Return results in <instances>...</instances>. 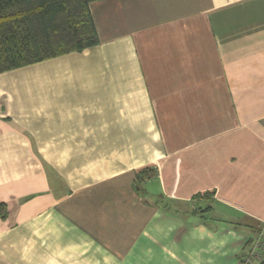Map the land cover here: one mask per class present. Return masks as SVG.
Masks as SVG:
<instances>
[{
	"label": "crops",
	"instance_id": "0c3cea01",
	"mask_svg": "<svg viewBox=\"0 0 264 264\" xmlns=\"http://www.w3.org/2000/svg\"><path fill=\"white\" fill-rule=\"evenodd\" d=\"M88 7L96 44L0 72V264H235L264 228V0Z\"/></svg>",
	"mask_w": 264,
	"mask_h": 264
},
{
	"label": "trees",
	"instance_id": "16d2710c",
	"mask_svg": "<svg viewBox=\"0 0 264 264\" xmlns=\"http://www.w3.org/2000/svg\"><path fill=\"white\" fill-rule=\"evenodd\" d=\"M91 1L0 0V72L96 44Z\"/></svg>",
	"mask_w": 264,
	"mask_h": 264
},
{
	"label": "built area",
	"instance_id": "2783aa9c",
	"mask_svg": "<svg viewBox=\"0 0 264 264\" xmlns=\"http://www.w3.org/2000/svg\"><path fill=\"white\" fill-rule=\"evenodd\" d=\"M262 240L263 239H262V235L261 234H260V236H258L255 239V242L253 243V246H252L253 252L249 255L250 258L253 259V257H255V256L258 257L260 255L261 251L263 250L262 248H263V244H264V241L262 242ZM249 262L250 261L248 259H246L244 262H243V259L240 262H239V259H238L236 264H250Z\"/></svg>",
	"mask_w": 264,
	"mask_h": 264
},
{
	"label": "rangeland",
	"instance_id": "374dc122",
	"mask_svg": "<svg viewBox=\"0 0 264 264\" xmlns=\"http://www.w3.org/2000/svg\"><path fill=\"white\" fill-rule=\"evenodd\" d=\"M262 239H264V235L262 236ZM261 240V239H260ZM264 240H262V242H263ZM255 242V239L253 240V242H252V244H251V247H249L248 248V251L247 252H245L243 255H241L238 259H239V262L243 259V262L246 260V259H248L250 262V264H254V260L257 258L256 256L255 257H253V259L252 258H250L249 257V255L253 252V250H252V246H253V243ZM263 248H264V244H263ZM262 248V249H263ZM264 250V249H263ZM261 254H262V252L260 253V257H261ZM248 255V256H247ZM259 256H258V258H259ZM243 257V258H242ZM242 258V259H241ZM238 261V260H237ZM237 261L235 262V264L237 263Z\"/></svg>",
	"mask_w": 264,
	"mask_h": 264
}]
</instances>
